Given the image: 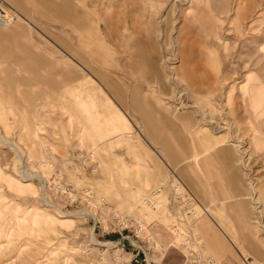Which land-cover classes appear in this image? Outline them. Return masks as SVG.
Listing matches in <instances>:
<instances>
[{"label":"rangeland","instance_id":"obj_1","mask_svg":"<svg viewBox=\"0 0 264 264\" xmlns=\"http://www.w3.org/2000/svg\"><path fill=\"white\" fill-rule=\"evenodd\" d=\"M4 1L19 18L0 24V264H89L90 227L41 198L46 147L57 163L96 152L99 174L77 183L155 232V262L185 264L195 241L169 189L167 214L142 206L174 177L230 248L216 263L264 264V0H67L81 17L66 0Z\"/></svg>","mask_w":264,"mask_h":264},{"label":"built area","instance_id":"obj_2","mask_svg":"<svg viewBox=\"0 0 264 264\" xmlns=\"http://www.w3.org/2000/svg\"><path fill=\"white\" fill-rule=\"evenodd\" d=\"M18 18L17 12L6 1L0 0V24L11 26ZM45 151L47 155L42 161V169H48L37 176L41 184V198L48 207L56 209L63 216L75 217L90 227L89 242L81 245L89 264H160L152 259L149 249L144 246L146 242L157 238L144 221L137 216L120 213L105 198L99 197L91 185L77 183L85 180L87 175L99 174L100 162L96 152L79 150L68 158L67 164L66 161L55 162L54 153L49 147ZM167 189L171 193L168 207L173 210L172 213L179 220L189 214L192 217L198 206L174 177L151 192L144 205L157 210L158 196ZM58 199L61 203L55 204L54 201ZM111 237L117 239L106 240ZM204 250L202 245L197 244L195 236L193 244L186 249L185 264H218ZM238 264L257 263L242 255L241 263Z\"/></svg>","mask_w":264,"mask_h":264},{"label":"crops","instance_id":"obj_3","mask_svg":"<svg viewBox=\"0 0 264 264\" xmlns=\"http://www.w3.org/2000/svg\"><path fill=\"white\" fill-rule=\"evenodd\" d=\"M64 5H65V7L63 8L62 6H60L59 7V9L62 11H66V10H69L70 12H75L76 14H79L80 15V17H81V15H83V13H81V12H77V9H75V5H73L71 2H69V1H65L64 2ZM96 35H97V37L99 38V36H98V33H96ZM38 60V58L36 57L35 58V60H34V57L32 56V55H30L29 56V58H28V61H29V64H33V62L35 61H37ZM84 92V91H83ZM84 103H85V100L83 101V103H82V105H84ZM144 110V109H143ZM145 112H147L146 110H144ZM148 119V118H147ZM84 121H85V123H89V122H92V120L91 121H89V119H84ZM152 122V120H150L149 121V123H151ZM149 129V128H148ZM149 131H153V136L158 140V139H160L164 144H168L169 143V138L168 137H164V134H161L160 133V131H156L155 130V128H151V129H149ZM150 135H151V133H150ZM104 136V135H103ZM100 137H102V134H100ZM5 138V137H4ZM6 139V138H5ZM215 144H217V143H215ZM215 144H213L212 142H211V140H206L204 143H203V145L204 146H206V148L208 149V148H211V147H213V145H215ZM226 153V152H225ZM170 154V153H169ZM199 155L200 154H198L196 157H199ZM226 155V154H225ZM169 157H171V158H176L177 156L175 155V154H173V155H171V156H169ZM201 222H202V225H203V230H202V232H204L205 231V233L207 234V237H206V239H207V243H206V245H207V247H208V249H209V251H211V253H213V254H215L217 257H220V258H224V256L226 255V253L227 252H230V248H229V246L225 243V241H223L222 239H219L220 237L219 236H212L210 233H209V228L207 227L208 225L206 224V222L205 221H200L199 222V225L200 226H202L201 225ZM200 226H199V232H200V229L202 228H200ZM218 228H219V230L222 232V234L227 238V240L229 241V243H230V245L234 248V249H236L237 247L236 246H234V244L232 243V241L230 240V238L228 237V235L227 234H225V231H223L222 230V228H221V226L220 225H218L217 226ZM200 234H201V232H200ZM202 235V234H201ZM203 237V236H202ZM204 238V237H203ZM205 238H204V240H206ZM206 242V241H205ZM236 264H238V263H236Z\"/></svg>","mask_w":264,"mask_h":264},{"label":"bare ground","instance_id":"obj_4","mask_svg":"<svg viewBox=\"0 0 264 264\" xmlns=\"http://www.w3.org/2000/svg\"><path fill=\"white\" fill-rule=\"evenodd\" d=\"M163 195H164V192L162 193V194H160L159 196H158V199H160V197H163ZM147 198V197H146ZM145 198V199H146ZM145 199H144V201H145ZM144 201H143V203H142V206H143V209L144 210H147L149 213H147V214H155V215H158L159 216V214H161V213H163V214H165L164 213V211H162L161 209H160V207H159V205H158V208H157V210H152L151 208H149V207H147V206H145L144 205ZM204 212H205V210H203V208H200V207H196V212L195 213H193V216L188 220V221H190V222H192V220L193 221H195V222H192L193 224V226L194 227H197L196 229V238H197V244H200V245H202L203 246V249H205L204 251L205 252H210L209 251V249H208V247H207V245H206V242H205V240H204V238L202 237V235L200 234V232H199V227L197 226L198 225V223L200 222V219H201V217H202V215L204 214ZM152 214V215H153ZM167 214V213H166ZM187 221V222H188ZM197 223V224H196ZM173 228H174V230H175V235H176V241L178 240L179 242V246H180V244L181 243H183V242H185L186 241V239H185V236H183V230H182V228L181 227H174V226H172ZM46 232V231H45ZM52 232H54L53 230H52ZM40 235H42V234H40ZM159 243V242H158ZM51 244V243H50ZM170 247H174L173 246V244H170ZM168 248V247H167ZM166 248V249H167ZM165 250V249H164ZM168 250V249H167ZM167 252V251H166ZM150 260H151V258H150Z\"/></svg>","mask_w":264,"mask_h":264}]
</instances>
